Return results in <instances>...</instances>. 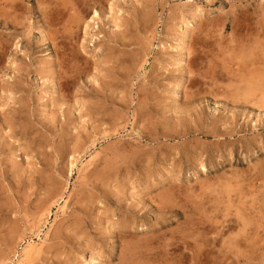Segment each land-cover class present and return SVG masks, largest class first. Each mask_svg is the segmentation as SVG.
Returning a JSON list of instances; mask_svg holds the SVG:
<instances>
[{"label":"rangeland","instance_id":"obj_1","mask_svg":"<svg viewBox=\"0 0 264 264\" xmlns=\"http://www.w3.org/2000/svg\"><path fill=\"white\" fill-rule=\"evenodd\" d=\"M0 264H264V0H0Z\"/></svg>","mask_w":264,"mask_h":264},{"label":"bare ground","instance_id":"obj_2","mask_svg":"<svg viewBox=\"0 0 264 264\" xmlns=\"http://www.w3.org/2000/svg\"><path fill=\"white\" fill-rule=\"evenodd\" d=\"M10 4V3H9ZM16 5V4H15ZM245 24V23H244ZM258 39V38H257ZM256 40V39H255ZM254 40V41H255ZM257 41V40H256ZM242 66V65H241ZM238 67V66H237ZM227 68V67H226ZM246 68V67H245ZM209 71V70H208ZM254 71V70H253ZM263 71V70H262ZM259 73V72H258ZM257 76V75H256ZM211 77V76H210ZM243 77V76H242ZM212 78V77H211ZM229 78V77H228ZM236 78V77H235ZM239 78V77H238ZM213 79V78H212ZM262 79V78H261ZM252 83H250V85H251ZM241 85V84H240ZM257 85V84H256ZM246 89V88H245ZM251 89V88H250ZM244 92V91H243ZM247 95V94H246ZM200 169V168H199ZM255 176V175H254ZM257 176V175H256ZM263 198V197H262ZM261 203H263V202H261ZM262 208V207H261ZM235 216V215H234ZM216 217V216H215ZM241 218H242V216H241ZM238 220V219H237ZM236 222V221H235ZM244 226V225H243ZM254 226V225H253ZM242 227V226H241ZM243 229V228H242ZM245 230V229H244ZM248 233V232H247ZM248 235V234H247ZM233 236V235H232ZM238 237V236H237ZM177 239V238H176ZM227 239V238H226ZM240 240V239H239ZM196 241V240H195ZM176 242V241H175ZM180 244V243H179ZM242 246V245H241ZM22 251H23V249H22ZM260 254V253H259Z\"/></svg>","mask_w":264,"mask_h":264}]
</instances>
